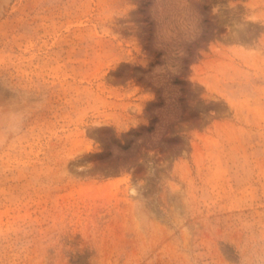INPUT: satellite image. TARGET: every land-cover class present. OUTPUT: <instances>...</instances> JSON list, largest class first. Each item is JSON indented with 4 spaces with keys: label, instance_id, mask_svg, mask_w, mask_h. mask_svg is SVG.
Wrapping results in <instances>:
<instances>
[{
    "label": "rangeland",
    "instance_id": "rangeland-1",
    "mask_svg": "<svg viewBox=\"0 0 264 264\" xmlns=\"http://www.w3.org/2000/svg\"><path fill=\"white\" fill-rule=\"evenodd\" d=\"M191 6L177 50L153 0H0V109L27 112L0 130V264H176L163 230L147 255L127 232L131 179L149 200L169 175L185 188L203 264H240L239 230L264 233V61L242 81L218 43L236 25L264 43V0Z\"/></svg>",
    "mask_w": 264,
    "mask_h": 264
},
{
    "label": "clouds",
    "instance_id": "clouds-1",
    "mask_svg": "<svg viewBox=\"0 0 264 264\" xmlns=\"http://www.w3.org/2000/svg\"><path fill=\"white\" fill-rule=\"evenodd\" d=\"M153 2L152 15L157 24V36L161 45H171L178 50L183 43L197 38L200 18L191 6L192 0ZM224 40L225 42H218L223 54L240 66L241 80L246 81L244 65L264 61L261 36L258 40L249 42L247 31L236 25L229 30ZM26 119L27 112L24 109L11 106L0 109V130L8 135L19 134ZM161 187L159 197L149 200L142 194V183L134 184L130 180L124 193L129 201L127 232L137 241L140 255H147L151 251L146 242L163 230L176 264H203L202 252L195 243L200 227L194 221L195 201L170 175L163 178ZM157 208L160 215L157 214ZM33 243L30 230H24L17 240V248L28 250ZM236 245L238 253L242 254L240 264H264V233L251 227H242Z\"/></svg>",
    "mask_w": 264,
    "mask_h": 264
}]
</instances>
